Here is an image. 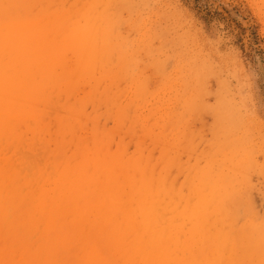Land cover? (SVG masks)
Instances as JSON below:
<instances>
[{"label": "rangeland", "instance_id": "rangeland-1", "mask_svg": "<svg viewBox=\"0 0 264 264\" xmlns=\"http://www.w3.org/2000/svg\"><path fill=\"white\" fill-rule=\"evenodd\" d=\"M5 42L27 54L28 79L0 108V158L23 124L37 161L16 179L26 193L99 162L71 208L107 210L113 181L144 183L142 205L182 245L171 256L264 261V0H0ZM99 219L127 225L75 221Z\"/></svg>", "mask_w": 264, "mask_h": 264}, {"label": "bare ground", "instance_id": "bare-ground-1", "mask_svg": "<svg viewBox=\"0 0 264 264\" xmlns=\"http://www.w3.org/2000/svg\"><path fill=\"white\" fill-rule=\"evenodd\" d=\"M39 133L41 134V132ZM215 150L217 151V148ZM220 161L222 162V160ZM5 162V159L0 158V170L3 169ZM227 170H230V168ZM95 171H100L99 162L93 170L91 168L87 169L83 173L84 175L80 174V169H76L71 175L68 174L63 180L59 181L51 191H39L37 196L26 193L22 188L24 184H17L16 179L19 175L17 174L15 176L14 198L18 201H30L35 212L39 213L45 221L46 228L43 243L37 253L26 256H12L0 251V262L12 259H33L41 261L74 260L77 264H107L109 261L114 262V264H201V259L190 254L191 248H187L186 252H181L177 256H171V249L177 248V246L180 249L182 245L177 243V240L170 239L167 236L168 227L164 219H160L161 216L156 214L155 208L142 205V198L149 196V192L143 185L144 183L138 184L141 185L143 190L130 187V191L126 192L128 186L126 188L125 185L127 183L118 184L116 180L113 181L110 187L115 190L113 195H118L117 200H120V202L116 205L113 204L107 210L102 206H89L90 211L83 207L75 206V208H71L68 203L71 200L78 198L82 200L89 197L88 186L93 181L92 175ZM25 181L28 184L27 180ZM134 193L142 199L138 206L131 203ZM243 208L245 209V206ZM84 211L94 213L96 216L107 217V223H110L113 217L116 216L126 221L127 225L119 227L120 229L113 224L104 225L100 222V219L87 224L89 232L105 237L106 251L89 242L82 231L85 223L75 221V218ZM243 214L245 213L243 212ZM67 217H69V221H66ZM2 227V224H0V231H2ZM127 234H131V236L126 238ZM187 246H183V248ZM74 247L76 248L75 251H73ZM215 260L218 262L217 258H212L209 263Z\"/></svg>", "mask_w": 264, "mask_h": 264}, {"label": "snow or ice", "instance_id": "snow-or-ice-1", "mask_svg": "<svg viewBox=\"0 0 264 264\" xmlns=\"http://www.w3.org/2000/svg\"><path fill=\"white\" fill-rule=\"evenodd\" d=\"M26 56V53L14 49L7 42L0 43V108L6 112L10 110L14 96L28 79ZM142 85L146 92L151 90V80L147 76L142 80ZM42 119L47 122L46 116ZM13 123L6 121V125ZM51 131L52 129L49 128V133ZM46 138V136L41 137L40 144ZM35 143V138L25 132L23 124L16 126L15 137L6 141V162L0 170V224L3 226L0 231V251L7 255L35 254L43 243L45 221L39 213L35 212L30 201H18L14 198L15 176L30 171L37 162L34 154L28 151V146ZM14 149V155L9 158V154H12ZM82 231L89 242L102 250H107L105 237L89 232L87 225ZM75 250L74 247L73 251ZM0 264H77V262L74 260L12 259L0 262ZM107 264H114V262L109 261ZM232 264H239V262L234 261ZM261 264H264V261Z\"/></svg>", "mask_w": 264, "mask_h": 264}]
</instances>
